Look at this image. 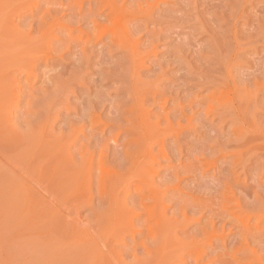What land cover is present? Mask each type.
Segmentation results:
<instances>
[{
    "label": "bare ground",
    "instance_id": "1",
    "mask_svg": "<svg viewBox=\"0 0 264 264\" xmlns=\"http://www.w3.org/2000/svg\"><path fill=\"white\" fill-rule=\"evenodd\" d=\"M3 1L4 0H2V2ZM45 1H46L45 4H47V5L59 6V7H55L54 9H50V7L49 8L47 7L48 10H46L44 13V17L49 18L51 25L56 23L57 27L62 26V24L60 23V16L61 15L63 16L64 13L66 14L67 9H68L69 11H72L71 15H70V12H67V13H69V15L72 18V20H71L72 24H75V23H76V25L81 24V23H84V25L86 24L88 31H90V33H89L87 31V29H85L86 33L87 32H88V34L92 33L91 35L95 34L96 37H97L96 33H98V32L100 33L101 31L104 30V29H99L100 31H98V30L96 31V29L99 27H101V28L104 27L105 24H106L105 27H107L108 24L114 23L113 25L115 27L116 26L118 27V30L120 32L117 33V31H116V34H119V33L121 34V36L118 35V37L120 38L119 40L123 41V42H121L122 44L119 42H116V38L114 37L115 35L110 34L108 37H106L105 39L102 40L104 48H102V49L100 48L99 53H98L99 50L97 51L98 48L97 49L93 48L96 50L95 51L92 50V51L95 53L97 52L98 56L96 54V57H98V59H97L98 61L102 60V59H100L101 56L103 58L107 57L108 53L111 51L114 53H116L115 51H119V53H121L120 57L117 54L118 59H119L118 64L114 63L115 65L114 64L112 65V63H111V66H112L111 68L109 67L110 65H108L109 68L107 67L108 61L106 62L107 63L106 64V63H104V60L101 61L102 63H104L103 65H106V66H103V69H102V67H98V68L96 67V69H99V71H100V69H102L104 71V75H105V69H106L105 67L108 68V73H106V74H109L110 78H108L109 77L108 76V77H106V79L107 78L109 79L108 82L111 85H112V83H115L116 85H118V86H116V88H115L116 91H114V93H115V96L118 95L121 98L119 101L115 100L113 102H110L111 100H113V99H111V97H112V94H111L110 95L111 97L109 96L110 97L109 98L110 104H109L108 97H107V94L109 91L105 95L106 89L102 90L100 88L102 86H98V85H101L98 82H97L98 83L97 86H98V88H100L101 91L105 92V93L103 92L105 98H104V96L103 97L101 96L103 99L100 98V95H99L101 93L100 90L95 92L94 98L91 96H90L91 98L89 96H87L90 99L85 98L88 93H92V92H89L90 91L89 88L86 87L89 85H86V86L84 85L85 83H83V78L81 76H83L85 74L87 69H88V71L90 70V68H88V67L91 66L90 62H92V59L95 55L94 56L92 55V54H94L93 52L89 53V54L85 53L84 51H79V50H78L79 51L78 52L75 49V46H74V49L77 51V53L75 52L76 57H74V59L75 58L78 59V62H76V63H77V65H80L81 69H79V70H80V72L82 70L81 74H83V75L80 76L81 79L78 82L76 80H74L77 83L74 82L75 84L66 85L69 87L67 89L65 88L67 90V92H65L64 90L61 92V90L64 89V86H65L64 84H62V83H64L65 79H63V81L61 80V77L63 78L64 75L58 76L57 75L58 73L61 74L59 71H57L58 73L55 72L57 74L54 75L53 74L54 71L52 72V70L55 69L54 66L56 65L58 60L60 59L59 61H61V58L64 55V53L62 52L63 55H62V53L61 54L56 53L58 55H56L54 53L55 55L53 54L54 56H51V58L49 59L50 53H49V55H47L48 52H46V54L44 56H48L49 61L47 63L43 64V67L41 66L43 68L44 72H46V76L43 75L44 72L43 73L41 72V74L43 76L42 78L48 77V80L46 79L47 82L50 81L51 84H53V85L55 84L53 86L54 87L53 89L51 88L52 85H51V87H50V84L48 85L50 88L49 87H47V88H49L50 91H49V89L44 88V90H46V89L48 90V91L46 90L47 91L46 95H49L48 93H50V95H51L48 97V98L51 97L49 102L51 100L52 101L50 102V104H47V106H45V108L43 107L40 110V111H42L44 109L45 112L44 111L43 112H44L45 116L43 117V115H42L43 118L41 117V119L36 118V120L38 119V123L36 121L37 125H33V127H30V124H29L30 129L33 130L31 133L35 136H30L29 132H28L29 134H27V133L25 134L26 131L23 129V126L20 127L21 123H20L19 127L18 126L17 127H18V129L21 128L22 130H24V133H23V131H16V132H18V133L20 132L19 134H21V135L24 134L23 135L24 137L23 136L21 137L20 135L17 136L18 134L14 131L12 132L10 129H9V131H11L12 133H16L17 135L12 134V137H10L9 136L10 132L8 134H6L7 132L5 133L4 131H2L4 134L7 135V136L5 135V137H4V135H3V137L0 135L3 140H4V138H7L6 140L9 141L10 140L9 138H11V140L9 141V143L6 147H2L5 145L2 144L3 143L2 139H1L2 141H0V143L2 142L0 144V145H2L0 148L1 149L4 148V150H5V148H7V151L9 154L7 152L6 153L8 155H11V157L9 156L10 159L6 158L4 156H2V157H3V159L6 158L4 160L9 159L11 161V164L13 163L15 169L16 168L19 169L21 167L15 166L17 163H15L16 162L15 160L14 161L11 160L12 155H13V158H14V156H16V158H14V159L19 158L18 162L25 164V167L28 168V166H30L31 170L36 166L37 167L41 166L42 167L41 172L42 171H45L47 173L49 172L48 173L49 179L51 177L50 181L52 182L51 185L53 186L54 192L57 191V193L63 192V191L64 192L68 191L67 190L68 188L70 191L71 187H72V190L75 189V191L76 190L78 191L83 186V183H82V186H80V187H77L76 186L77 183H74V182H78V184H79L78 180L81 179L79 177H78L79 179H77V170L79 172L80 168L91 167L93 165V161H94L95 157H97V156H98V159L100 156L104 159L107 158V156L108 157L112 156V158H115V160L113 159L114 162L108 161V162H112L113 166L107 165V163H106L108 168L111 169L114 167L112 169L115 172L114 177H113L114 180L110 181V182L106 181V183H103L101 185V186H103V189L105 191H104L103 195H100L98 200L95 201V198H94V203L96 202L97 205H95L94 203H93V205H95L96 208H93V206L91 205L93 208L92 214H93V216H96L95 221H92L93 224L91 226H89V223H87L86 220H85L86 222L84 221V223H82L87 228L81 227V220H80L81 218L78 217V215L80 213V212L78 213V210L81 211L84 208L82 209L80 207V205L77 207H80L81 209L77 208L75 206V204L76 205L78 204L77 202L75 203L76 199L81 198V196H85V195L88 196V194L91 193L90 191H88L89 188L86 187L87 186L86 184H85L86 186H83V187H86V189H88V190H84L85 191V192H83L84 194L81 192L82 195H80V196L77 195V198L75 196L76 199L72 198V199H74L73 201L75 203V204L73 203L74 206L72 208L70 207V209L67 210L63 206L64 204L62 205L60 203L63 206V207L62 206L60 207V204H58L59 207L61 208V212L57 211V208H56L55 213L52 212V210H54V207L51 206L50 202H47V200L43 196V194L40 193L39 191H36V190H35L36 192H34V190H33L32 191L33 194L35 195V193H36L38 197H36V195L35 196L30 195L29 197H33L37 200L38 208H37V205H35L36 207L34 206L35 207L34 209L32 208L33 210L30 208L31 212L33 211V213L30 212V214H31L30 217L27 216L28 212H26L27 215L24 212L23 215L21 214L22 215L21 216L22 218H21L19 213L17 212L19 215V218L25 220L24 222H23V220H21L22 222L20 220H17L16 222H14V219H19V218H17L18 215L13 213V212H15V210H14V207H12V206L14 204L16 205V201L12 203L11 201H14V199L10 200V202L12 203L11 209L13 208L12 210H14L13 212H12V210H9L11 212L7 211L8 210L7 207H9L10 205L9 206H6V205H8L9 200H8V202L6 201L7 202L6 205H5V202L3 201L4 204H1L2 209H0V211L5 210L4 213L6 211L9 213L6 212L3 216V212H0L2 214L1 216H3V219H4L5 215L7 214V218H8V216L11 218H8L9 221L7 220V218H5V220L7 221L5 223L2 222L3 219H1L2 220L1 222L4 223V225L8 222H11V223L7 224V226L5 225L6 228L4 227V225L2 226V227H4L3 230H5L4 236H6L5 237L6 240H3L4 236H3L2 240L5 242V241H7V239H10V241H13V244H14V240L19 241L20 243H21V241H27L28 243L25 242L26 244H31L33 246L32 247L30 245L32 248L37 247L38 250H40V252H42L43 249L47 251V249H45V248L53 246L52 241H54L55 239H62L63 240V238L67 235V233L71 234V232L73 231L72 232L73 236H71V241H69L70 237L67 238L68 239L67 241L69 242L68 244H70L69 247H67V249L64 248L66 246V244L64 246L61 243L60 244L63 246L58 244V247L61 246L62 249L58 250L57 254L55 253V251L52 252L53 251L52 248H49L50 250L48 252H50L51 254L55 253L56 259H53L54 260L53 261L51 259V257H50L51 260L49 258L48 259L45 258L46 260H49L48 264H51L52 262H53L52 264H264V117H263V115H264V67H263V65L262 66L260 65L261 68L256 69L255 71H252L251 72L252 74L250 72H249L250 74L249 73L247 74L246 72L244 73L243 70L242 71L240 70L241 72L239 71V68L241 67V63L243 61L242 58L245 56L244 53L247 50V48H244L243 44L240 42L241 39H237V37H236L237 33H239L238 31L239 30L242 31L241 29H236V28H238V22L240 20L238 19V22H237V19L235 18L236 21L235 20L232 21V18H233L232 15L234 13L231 12L232 14L230 16V18H231L230 21H232V23H230L229 26H231V27L227 31V34H229V39H228L229 41L227 40L228 42H226L222 38L223 35H221V38L223 41H225V43L224 42L220 43L221 41L219 42V39L217 40V37L216 38L214 37V35H216V34H214L212 32L214 35L211 37L212 38L211 40L209 39V41H211L210 42L211 45L209 44V48H207V46H205L207 49L210 50V53L212 54V55L210 54V57L208 58V61L212 65L208 64V65H210V69H208V70L206 69L207 71H205V72H204L205 68L201 69V71L203 70V72H200V70H199L200 68L196 69V70H198L197 71L198 72L197 77H198V79H200L202 81L200 83L197 81V83L199 84L198 86H200L199 95L202 94V96L199 97V96H193L192 93H191L192 96H189L187 90L190 89V87L185 88V86H187L185 83H184L185 86H184V84H183V86H181L182 84L180 83L179 84L181 86L180 87L178 85L179 80H177L178 82L176 80L174 81L177 84L176 87H173L174 85L172 84L173 86L168 88L170 85L168 87L165 85V83L168 81H166L165 83H163V82L165 80L164 77H165L167 71H169L170 69L166 70L164 68L163 63H162V67L165 69V71L162 70V67L160 68L158 66V62H162V60L155 63V65L157 64V67L153 64L155 59H153V61H151V60L148 61L150 56H153L152 54L155 55V51H157L156 50L157 48H155V47L158 46V43L156 41H159V40H156V39H160L157 36V35H159V32L157 34L154 27H157V31L159 29L158 28L159 26H160L161 30L163 29L162 27H164L165 25L163 24L164 26L161 27V25H162L161 22H163V19H165L167 17V16L164 17V15H166L169 11H167L166 14L164 13V15H163L164 18L162 17L163 19L161 17H159L160 16L159 13L163 14V12L168 9V7L171 9H174L175 7L178 8V6L181 3L179 4V2H177V0H81L80 3H77L76 1H79V0H76L75 1L77 3L76 5L79 4V7L75 6L76 8L74 7L75 3L73 5V7L71 8L70 3H69L71 0H45ZM73 1L74 0H72V3H73ZM181 1H182V3H184L183 0H181ZM186 1H188L190 3V0H186ZM195 1H197V0H195ZM236 1L238 4L241 2L238 6L237 3L234 2V0H233V2L236 3V5H234V6H236V8L239 9V8H241V6L243 8V6L245 5V3L248 0H236ZM251 1H249V2H251ZM4 2H7V1H4ZM72 3H71V5H72ZM187 3H186V5L184 4L182 9L189 4V3L188 4ZM4 4H5V7L0 6L1 7L0 17L1 16L3 17L5 14H8V12H6L4 8H6L9 5H7V3H4ZM15 4H16V1H15ZM105 5H107L108 9H109V11L107 13L103 12V10H102L105 7ZM125 5H129V6L131 5V6L126 7V9L124 10ZM181 5H183V4H181ZM247 5L248 4L246 3V6ZM43 6H44V4H43ZM232 6H233V3H232ZM234 6H233V8H235ZM246 6H245V8H247ZM194 7H197V6L195 5ZM194 7L191 8L190 11H192L193 13L195 12V14L199 15V12H197L198 8L196 11V8H194ZM200 7H202V6H200ZM207 7H208V5H207ZM9 8H7V9H9ZM44 8H45V6H44ZM179 8H181V7L179 6ZM242 8L239 10H242ZM2 9H4V11ZM14 10H18V9H14ZM121 10H123V11L121 12ZM209 10H207V11H209ZM212 10H213V8H212ZM37 11H38V9H37ZM173 11H170V12H173ZM190 11L187 9L186 11H184L185 14L184 13L183 14L186 16V13L188 15V13ZM236 11L237 10L235 9V12ZM243 11H245V9H243ZM14 12H17V11H14ZM175 12L176 11H174L173 14H175ZM192 12H190V13H192ZM226 12H224V14ZM239 12H237V13H239ZM210 13L213 14V12H210ZM1 14H4V15H1ZM15 14H18V13H15ZM15 14L11 13L10 15L13 17V15L15 16ZM33 14L36 16V13L33 12ZM155 14H158L159 15L158 17L162 19L161 21L156 19V21L158 20L160 22L154 21L155 18L153 15H155ZM171 15L169 14V16H171ZM180 15H181V13H180ZM236 15L234 14L235 17H237ZM240 15L242 17V13H240ZM240 15L237 18H240ZM11 16H9V14H8V17L12 18ZM29 16H27V18ZM109 16H110V18H109ZM185 16L183 18H185ZM199 16H198V19H200V21H203V20H201V18H199ZM225 16H227V15H225ZM244 16H246V15H243V19L241 18V20H244ZM6 17L7 16L5 15V17H3V18H6ZM174 17L176 20L177 18L175 15H174ZM200 17H204V16H200ZM153 18H154V20H152ZM171 18L172 17H170V19ZM253 18H256V17H253ZM63 19H64V17H63ZM63 19H62V21H63ZM186 19L188 20V18H186ZM198 19H197V21H198ZM204 19H205V17H204ZM211 19H212V17H211ZM225 19H226V17H225ZM0 20H1V18H0ZM10 20L9 21L6 20L7 24L5 21L4 25H2L4 23V20H3V22H1L2 20L0 21V23H1L0 29H1V26L3 28L2 31H0V33L6 32L8 30L6 32V34H8L11 32V29L13 31V32H11L12 34L11 33L8 34V36L11 35V37H6L5 36L6 34L3 33L4 37H6V38H4V37L0 38V40H1L0 42H2V43L4 42V40H6V43L10 42L9 40H11V42H12V40H14L9 45H8V43L7 44L5 43L4 45H2L0 43V46H3L2 49L0 47V49H1L0 53L5 54L6 55L5 57H7V55H10V54H8V51H10L12 49H13V52L12 51L9 52V53H11V56L13 57L15 54H17V56L19 55V57H20V54H21L20 49L23 48V46L26 47V45H27V44L23 45V43H26L29 40H30L29 46H31V48L33 46H35V48H36V45H37V49L34 48L35 49L34 50L32 48V51L30 53V52H27V50H25L23 48V50L26 52V53L24 52L25 54H28V53L34 54L36 50H41L42 47L46 46V44L42 45L43 42L42 43L41 42H35L34 41L35 38L34 39L30 38L32 36H30L28 38V41H27V37L29 35L24 37L23 36L24 33L18 34L19 31H17V28H16L18 26L15 27L16 29L12 28L11 24H10L11 23ZM30 20H32V19L30 18ZM166 20H168V19L166 18ZM166 20H164V22ZM74 21H75V23H73ZM169 21L170 20L166 21L165 24L166 23L168 24ZM174 22H172V25ZM182 22H184V21H181V23ZM203 22H201V23L199 22V23L203 27H208L206 25H209L208 24L209 22L207 23V21H206V24ZM213 22L215 23L216 20ZM37 23L42 24V21L40 20ZM50 23H49V27H51ZM66 23H68V22H66ZM69 23H68V25L71 26V24H69ZM160 23H161V25H160ZM224 23H223V25H224ZM236 23H237V26L235 28ZM261 23H259V24H261ZM28 24H30V23H28ZM34 24H33L34 26L32 24L31 25L33 27H36V23H34ZM102 24H104V26ZM167 24H166V26H168ZM200 24H199V26H200ZM210 24L212 25V22ZM5 25H6V29L4 27ZM8 25H9V27H8ZM64 25L66 26V24H64ZM76 25L74 26V28H76ZM211 25H210V27H211ZM65 26H63V27L66 28ZM79 26L74 30L75 31L79 30ZM216 26H214V28ZM218 26H217V29L220 28ZM28 27H29V25H28ZM47 27H48V25H47ZM71 27H73V25ZM223 27H226V26H223ZM60 28L61 27H59L58 29H60ZM208 28H206V30ZM13 29L17 32V33L15 32V34H16L15 36H17V34H18V36H20L18 40L15 39L18 36L14 37V30ZM29 29H30V27H29ZM72 29H70V30H72ZM251 29H250V31H251ZM254 29H255V27H254ZM260 29H258V30L260 31ZM3 30H5V31H3ZM51 30H52V28H51ZM55 30H56V28H55ZM94 30L96 32H94ZM107 30H109V29H107ZM180 30H181V28H180ZM209 30H214V29L209 28ZM216 30H214V32ZM235 30H237V31H235ZM81 31H82V29L79 30V32L81 34L84 33L83 31L82 32ZM91 31H93V32H91ZM164 31H162L163 33L160 34L159 37L164 35V33H165ZM220 31H222L221 28H220ZM223 31H226V30H223ZM253 31L254 30H252L251 32H253ZM54 32L55 31H53V33ZM57 32H59V31L57 30ZM176 32L178 33V30ZM251 32H249V35H247V37L245 38V42H247V40H248L247 38L251 37L252 35H253L252 37L255 38V37H257L256 35L259 34L258 31H254V33H252L250 36ZM49 33H50V31H49ZM49 33L47 32V35H49ZM71 33H72V31H71ZM99 33H98V36L100 38V35H102L101 33L104 34L105 31L101 32L100 34ZM168 33L166 31L165 34L168 35ZM200 33H203V35H205L204 32L200 31ZM212 33H211V35H212ZM217 33H219V31ZM223 33H225V32H222V34ZM255 33H258V34H256L254 36ZM25 34H28V33H25ZM59 34L60 33H58V35ZM114 34H115V32H114ZM169 34L172 35L171 33H169ZM3 35L1 33V36H3ZM12 35H13V38H12ZM43 35H45V33ZM54 35H55V33H54ZM56 35H57V33H56ZM180 35H182V33ZM207 35H209V34H206V36H205L206 38L209 37ZM240 35H242L241 32H240ZM49 36L47 38H49ZM65 36H67V35H65ZM218 36H219V34H218ZM244 36H246V35L244 34ZM42 37H44V36H42ZM64 37H63V39H64ZM96 37H94V38H96ZM102 37H103V35H102ZM166 37H164L163 39H170L169 37H171V36H166ZM177 37H179V36H177ZM226 37H228V36H226ZM258 37H259V35H258ZM22 38L24 41L21 40ZM153 38H154V40H152ZM219 38H220V36H219ZM7 39H9V40H7ZM68 39H69V37H68ZM70 39H69V41H70ZM78 39L76 38V42L79 43L80 40H78ZM97 39H98V37H97ZM255 39L257 40V38H255ZM15 40L18 41L19 45L21 42L23 46L20 45L21 48H20V46H16V44L18 45V43H16ZM258 40L260 41V39H258ZM41 41H44V43H47L46 42V36H45V39L41 40ZM259 41L255 42V43H259ZM14 42L16 44H15V47L13 48ZM32 42H35V45L32 46L31 45ZM59 42L60 41L58 40L57 37L56 38L51 37V39L48 40V44L51 46V48L52 47L55 48ZM89 42H91V39H89ZM95 42H97V41H95ZM99 42H101V41H99ZM154 42L157 45H155ZM250 42H251V40H250ZM37 43H39V44H37ZM60 43H59V45H60ZM207 43H209V42H207ZM255 43L254 44L251 43L254 46L251 45L252 48L248 47L247 51H249V50L251 51V49H253V47H255L257 45ZM5 45H8L9 47H7ZM11 45H13V46H11ZM39 45H41V47ZM69 45H71V43ZM74 45H77V43H75ZM143 45L145 46V48ZM154 45H155V47H154ZM179 45H181V44H179ZM38 46H39V49H38ZM90 46H91V44L87 47V51H88ZM93 46H95V43L93 44ZM138 47L139 48L143 47L145 49V52L143 51L144 49L142 48L143 50L140 53L139 51L141 48L139 49ZM187 47L189 48V46H185V48H187ZM28 48H26V49H28ZM31 48H29V51ZM64 48H66V47H64ZM67 48L65 50L62 49V51H66V52L69 51V50H67ZM249 48H251V49H249ZM8 49H10V50H8ZM17 49L20 50V51H18L20 54L14 52L15 50L17 51ZM46 49L47 48L45 47V50ZM55 49L56 50H52V51H57L59 48L58 49L55 48ZM146 49H148V50H146ZM256 49L257 48H255V50ZM2 50H3V52H2ZM43 50H44V48H43ZM174 50L176 51L177 47ZM46 51H48V50H46ZM208 51H207V53H208ZM5 52H7V53H5ZM60 52H61V49H60ZM12 53H15V54L12 55ZM111 54H113V53H111ZM170 54H172V53H170ZM170 54H168V55H170ZM175 54H177V52ZM187 54H189V53H187ZM22 55H23V52H22ZM251 55H252V53H251ZM171 56L172 55H170V58H171ZM178 56L181 58L180 55H178ZM207 56H209V54ZM262 56L263 55H261V57ZM0 57H3V56H0ZM8 57H9V59L6 58L7 60L2 58L4 60V62H3L4 65L8 61L10 63V65L7 62V64H8V65L6 64L7 67H9V66L16 67L14 65H16L17 61H19V60L16 61V59L19 57H16L14 59H12V57H10V56H8ZM33 57L34 56H32L31 59ZM37 57H39V56H37ZM179 57H177V58H179ZM248 57L251 58L250 56H248ZM248 57H246V58H248ZM257 57L259 59H261L259 56H257ZM109 58H108V60H109ZM154 58H156V56ZM167 58L164 61H167L168 63H170L169 62L170 58H168V59ZM20 59L21 60L23 59V61L20 60L21 63L18 62L17 66L18 65L21 66L22 63L25 64V66L29 65L27 63L28 61L25 62V60H24V59H26V57L20 58ZM27 59L31 60L29 57H27ZM44 59H46V58H43L42 60H44ZM241 59H242V61H241ZM253 59H254V57L252 58V62H254ZM11 60H13V61L11 62ZM173 60L176 61L177 59L175 60V58L173 57ZM196 60H198V59L196 58ZM246 60H248V59L244 58L245 62H250V60L249 61H246ZM96 61H94V65L96 63H98ZM174 61L171 60V67H172V63ZM179 61H180V59H178V64L180 63V66L178 68H180L183 64ZM189 61H191V59ZM205 61H207V60H205ZM258 61L264 63V61H262V60H258ZM258 61H255L256 64L258 63ZM13 62H15V64ZM113 62H115V60H113ZM145 62L146 63L152 62L151 64H153L155 66V67L152 66L154 68V70H152V73H154V71L157 70L155 68H160V71L158 73L156 71L154 74H152V76L149 74L150 77L147 76V79L144 80V78H142L144 76L143 74L148 71V68L144 67L147 65V64H145ZM198 62L199 61H197V63ZM209 62H207V63H209ZM11 63H13V66L11 65ZM102 63H100V64H102ZM164 63H166V62H164ZM168 63H166V66H165V67L168 66L167 69L170 68L169 67L170 65H167ZM175 63H177V62H175ZM185 63H187V62H185ZM190 64H189V67L186 64V67L188 68V69L186 68L188 74L191 73L189 70V68H191ZM250 64H252V63H250ZM250 64H248V67L251 66ZM1 65H3V64H1ZM1 65H0V67H3L2 70H4L5 66H1ZM77 65H75L74 67H77ZM92 65H93V63H92ZM98 65L99 64H97V66ZM159 65L161 66L160 63H159ZM173 65H174V63H173ZM192 65L193 64H191V66ZM197 65H199V64H197ZM244 65H246V64H244ZM35 66H37V65H35ZM100 66H102V65H100ZM202 66H201V68H202ZM211 66H213V67H211ZM256 66H258V65H256ZM11 67H9V69ZM21 67L24 68V65ZM47 67H48V69H46V71H45V68H47ZM251 67H254V66H251ZM78 68L79 67H77V69ZM196 68H198V67H196ZM255 68H257V67H255ZM6 69L2 73L7 72L8 70H6ZM12 69H14V68H12ZM25 69L26 70L28 69L27 66ZM39 69L40 68H38V70ZM50 69H52L51 70L52 76H54L52 78L50 77L51 74L49 75L50 72L48 73V70L50 71ZM183 69H185V68L183 67ZM40 70H42V69H40ZM56 70H59V69H56ZM93 70H94V68H93ZM93 70L91 71V74H92ZM188 70H189V72H188ZM194 70H195V68H194ZM16 71H17V69H16ZM30 71L32 72L31 69H30ZM76 71H78V70H75L74 72H76ZM8 72H11V71L9 70ZM8 72H7V74H8ZM23 72H25V70ZM35 72H36V70L34 71V75H33L34 77L36 75ZM38 72H37V74H38ZM181 72H182V67H181ZM185 72L183 71L182 73H185ZM18 73L21 75L22 71L18 70L17 74ZM187 73H185V74H187ZM0 74H1V71H0ZM11 74H12V72L10 73V75ZM14 74H16V73L14 72ZM76 74H77V72H76ZM94 74H96V71H95V73L93 72V75ZM195 74H196V72L194 73V76H195ZM4 75H5V73H4ZM4 75L1 74L0 77H3V78H0L1 80L4 79ZM47 75H49V76H47ZM70 75H72V74H70ZM73 75H74V73H73ZM96 75H98V77H99L100 72H97ZM184 75H183V78L181 77V79H185V78L188 79V77L190 78V76H191V74L188 77H186V76L184 77ZM14 76H16V75H14ZM88 76H90V75L88 74ZM11 77H13V76L11 75ZM11 77H10V79H11ZM49 77L53 80L49 79ZM73 77L74 76H72V79H73ZM167 77H165V78H167ZM179 77L177 74L176 79H180ZM195 77H192V78H195ZM13 78H15V77H13ZM40 78L41 77H39V79ZM103 79L106 80L105 78H103ZM103 79H101V80H103ZM168 79H169V77H168ZM168 79H166V80H168ZM187 79H185L184 81L189 84V81H191V80H187ZM1 80H0V82L4 81V80H2V81ZM46 80L44 79L43 82ZM96 81H100V80L97 79ZM9 82H8V85H9ZM50 82H48V83H50ZM104 82H106V81H104ZM181 82H183V81H181ZM41 83H42V79H41ZM66 83H67V81H66ZM109 83H107V84H109ZM161 83H163L167 88L165 89L164 88L165 86H164V87H162L164 89H162L160 87ZM197 83L194 82L193 84L197 85ZM47 84H46V86H47ZM115 84H113V85H115ZM166 84L168 85V83H166ZM3 85H4V83H3ZM3 85L1 83L0 87H4ZM42 85H44V84H41V86ZM13 86H15V85H13ZM189 86H190V84H189ZM113 87H115V86H112V88ZM7 89H9V88H7ZM10 89L12 90V88H10ZM74 89L75 90L81 89L83 91V93L86 94L84 96V98L81 96L83 99L79 100V101H82V105H81V108L78 107V109H75V106L77 103L75 104V106H73L74 108L69 106L71 103L68 101L69 96L71 94L73 95V93H75ZM199 89H197V91H199ZM0 90H2L3 92H6L5 94H3V92L0 93L1 96L3 95L2 96L3 98H4V95L8 94L7 92L9 91V90L6 91V89H1V88H0ZM11 90H10V92H11ZM13 90H14V88H13ZM108 90H109V87H108ZM113 90L114 89H112V91ZM46 91H45V93H46ZM14 92L15 91H13V93ZM193 92H196V91H193ZM83 93L81 92L80 94H83ZM59 94L61 96H59ZM78 94H79V92H78ZM88 95H91V94H88ZM81 97H79V99H81ZM41 99H42V97H41ZM116 99H117V97H116ZM95 100H96V102H94ZM3 101L5 102V100H3ZM8 101H10V99ZM57 101L59 104H56ZM68 102H69V104H68ZM107 103H108L107 106H109V107L106 109L110 108L109 110H111V111L109 112V116L106 115L107 112H104L105 115L108 117L105 118V116H104V118H102L103 116H101V112H102L101 110L104 109L103 106ZM40 104H42V103H40ZM80 104H81V102H80ZM6 105H8V104H6ZM31 105L33 106V104H31ZM31 105H30V107H31ZM44 105H46V103ZM95 105H97V106L100 105V108H96ZM3 106H4V104H3ZM77 106H79V104ZM39 108H40V106H39ZM60 108H64V110H66V113L69 111L70 108L71 109L73 108L72 111L73 110H75V111L79 110V111H81V113L79 112V115L81 114L80 115L81 117L78 121L75 120L72 122L70 120L71 122H68L66 120L68 113L67 114L65 113L66 116L61 117L60 116L61 114L59 113ZM71 109H70V111H71ZM99 109L101 112L99 111ZM4 111L6 112V110H4ZM40 111H38V112L40 113ZM88 111H90V112H88ZM39 113H36V114H39ZM198 113H199V115L197 116ZM34 114H35V112H34ZM36 114H35V117H36ZM41 114H42V112H41ZM76 114H78V113L76 112ZM79 115H78V117H79ZM71 116H72V114H71ZM7 117H8V115H7ZM32 118L33 117H31V120L34 121V119H32ZM15 120H14V122H16V123L13 125L16 126L17 120L16 121ZM182 121H186V123H187L186 126H184L185 125L184 124L183 125L184 127H181L180 123H182ZM4 122H6V120ZM10 123H12V122H10ZM62 123H63V125H61ZM23 124H25V123H23ZM26 125H28V123ZM60 125L64 126V128L63 127L60 128ZM66 126L71 127V130L68 132V134L70 135V132H71L72 137H70L68 134H66V136H65V132L63 134L62 130L67 131V129L65 128ZM174 126H176V127H174ZM196 126H198V127L200 126L199 129L202 128L203 126H204L203 128H205V126H206V128L204 130L208 129V131L203 132L204 138L207 140V143L204 141L206 144L204 143V146L202 145L203 147L200 146V148L198 149V152H196L193 149L197 153V154H195V152H194V155L191 153V151L193 152V150H190L188 148L190 150L191 155H192V156H190L191 160L189 162H186L184 160L185 161V163H184L181 161V157L184 155H187V157H188L190 154L184 153L186 151H184L185 148L182 145V141L184 139L189 138V137H190V139H192V138L194 139L196 136H201L199 134V132L201 130H199L198 127H196ZM29 127H28V129H29ZM4 128H6V127H4ZM4 128H3V130H5V131L8 130V129H4ZM56 129H59L58 133L55 132V131H57ZM0 132H1V130H0ZM28 135L30 137H27ZM82 137H87V138L82 141ZM202 137H203V135H202ZM120 138H122V140H121L120 144H117L118 139L120 140ZM197 139L195 141H197ZM205 139H203V140H205ZM169 140H171V142H169ZM106 141L107 142L110 141V143L107 144ZM4 142H5V140H4ZM7 142L5 144H7ZM104 143L107 145L102 146V144H104ZM75 147H78V148H76L77 150L74 151L73 148H75ZM194 147L195 146H193V148ZM185 150H187V149H185ZM189 150H187V152ZM2 151H3V149H2ZM2 151H0V152H2ZM251 151H253V153ZM248 152H251V157H250V154ZM203 153H207V156L209 154L210 155L213 154V155L217 156V162H218V166L220 167L219 168L220 170L216 169L217 171L213 170V172H212V173H214L213 174L214 176H218L217 177L218 180L216 178L217 182H215L216 180L214 181L215 183H217V185L216 184L213 185V183H214L213 182L212 183L213 187L209 186L210 184L208 186L207 185L206 186L205 185L204 186H198V185L195 186L196 187L195 189L197 190L196 192L198 194L196 193L197 195H195L194 193H192L189 195L192 198L190 201V204H187V206L186 205L183 206L184 204L182 206L179 205L180 208H178L175 205L177 207V210L174 211L175 212L174 215L167 216L168 215L167 210H168L169 206L167 205L166 201L170 197H171V201H172V197L175 195V192L178 189H180L179 188V182L183 178L185 179V177L187 175L190 176L191 174H193L195 177H197V179L202 180L203 178H205L204 175L209 173L208 172L209 170L206 167L208 165V162L202 163L203 161L202 162L199 161V156L204 155ZM213 155H212V158L210 157L211 159H213V157H214ZM242 155H243V157H242ZM244 155H247V157L248 156L249 157L247 158ZM233 157L236 158V160H234V161L231 160V158H233ZM243 158H246V160L245 159L243 160ZM9 160H8V162L6 161V164L9 163ZM95 162H97V161H95ZM214 162H216V161H214ZM214 162L211 165H213ZM21 163H18V164L23 166ZM97 164L99 165L98 162H97ZM157 164H161L162 166H158ZM9 165L7 164V167ZM13 165L12 166L10 165V166L13 167ZM94 165H95V163H94ZM204 165L207 169H204L205 167L203 168ZM0 166L2 167L3 163ZM1 167H0V169H1ZM4 167H5V165H4ZM9 167L8 168L5 167L6 168L5 170L9 169L10 173H13V170H11L12 168L10 167L11 168L10 169ZM37 167L34 168V171H35V169H37ZM96 167H98V170L96 171V173L101 171V170H99V166H94L95 170L97 169ZM95 170H94V172H95ZM0 171H2V169ZM85 171L83 169L82 172H85ZM28 172H29V170H28ZM31 172H33V170ZM31 172H29V174H28L30 177L32 176ZM36 172H37V170H36ZM45 172H43L44 173L43 176L44 175L48 176V175H46L47 173H45ZM7 173H8V171H7ZM14 173H15V171H14ZM30 173H31V175H30ZM209 174H211V172ZM82 175L84 176L85 174H82ZM9 176L10 175H8L7 178H13L12 177L13 175L11 177H9ZM30 177H29V179H30ZM32 177H34V174ZM84 177L86 178L87 176H84ZM40 178H41V176H40ZM85 178L82 177V179H85ZM87 178L89 179V176ZM103 178L105 179V177H103ZM127 178H131V179L136 178L135 179L136 181L141 182L143 184L142 185L139 184L134 190L131 189V192L122 193L123 188L125 187V185H127V184L124 185ZM156 178H158L160 180H156ZM33 179H35V177ZM46 179H48V178L46 177L45 180ZM211 179H212V177H211ZM14 180H15V178H14ZM17 180H15V181H17ZM110 180H112V179H110ZM203 180H205V179H203ZM8 181L9 180H7V184H8ZM10 181H9V183H10ZM15 181H13V183L16 184L17 182H15ZM20 181H19V183L21 184ZM85 181L86 180H84L83 182H85ZM86 183H88V180L86 181ZM10 184L12 185V183H10ZM15 184H13L12 187H14ZM38 184H39V182H38ZM42 184H43V182H42ZM42 184L39 186H43ZM11 185H10V187L8 185H6V186L11 189ZM44 185H45V183H44ZM20 187H22V186H20ZM44 187H42V189L44 191L45 190H46V192L49 191L47 189H44ZM47 187H49V186L47 185ZM6 188H5V190H6ZM9 188H7L8 191L6 190V192H5V193H7L8 196H10V194H12L14 191L13 190L12 192H10L11 190H9ZM32 189H34V188H32ZM51 189H52V187H51ZM51 189L49 192H51ZM82 189L83 188H81L80 191ZM43 190H41V191H43ZM16 191L17 190H15L14 192H16ZM147 191H149V193L151 192V194L147 195ZM9 192H10V194H8ZM32 192H31V190H29V193L32 194ZM16 194L19 195V192H17ZM52 194H50V195H52ZM12 195H11V199L13 198ZM50 195L48 196V192H47V196L50 197ZM119 195H120V198H119L120 201H119V199H118V201L121 204V212L115 217V226H122V227H128V228H133L134 225L139 226V228L131 230V232L128 234V236L126 238L123 236H120L121 237L120 239L113 236L109 232V229L108 230L106 229V231H102V230H98L97 228H95L96 226H98V228L102 227V225H100L101 224L100 218H103L105 216V222H106V218H108V216H107L108 213H107L106 208L110 209V206L112 207V203L116 201L115 199H117V197ZM200 195L201 196L203 195L205 197H207V195H208V197H209L208 201L205 203L201 202V196ZM39 196H40V199H38ZM16 197L19 199L20 196H16ZM54 197L55 196L53 195V197H50V199H49V200L52 199L51 200L52 203L55 200H56V202L61 200V198L58 197L57 194H56V197L59 200L55 199L56 197L55 198ZM8 198H10V197H8ZM17 198H16V200H17ZM85 198L82 197L81 199L84 200ZM21 199H22V197H21ZM43 199H45L46 201H44L43 203L40 202ZM72 199H70V200H72ZM81 199H79V200H81ZM90 199H92V197ZM33 200L34 199H32V201ZM38 200H40V201H38ZM85 201L86 200H84V202ZM18 202H19V205H16V208H17V206L21 207L20 204L22 203V201L19 200ZM34 202H31V204ZM92 202H93V200H92ZM29 203L28 204L25 203V205L28 206ZM89 203H91V200L89 201ZM178 203L180 204V202H178ZM39 204H41V205H39ZM84 204H88V203H84ZM4 205L6 206V208L4 207L5 209L3 210ZM25 205L23 204V207ZM42 205H43V207H41ZM188 205L190 207V211L187 209ZM26 206H25V208H26ZM30 207H33V205H31ZM50 207H53V209H51ZM30 209H28V210H30ZM174 209H175V207H174ZM90 210L91 209H89V211ZM119 211H120V209H119ZM188 212H190V213H188ZM64 213H66L65 215L68 218L67 221H69V222H65L66 220L64 218V216H65ZM110 214H109V217H110ZM15 215H17L16 218H14ZM26 217H28V218L24 219ZM53 218L59 222V225H57V221H55V220L52 222ZM151 218H153L155 223H152ZM62 219H63V221L65 220L64 221L65 223L61 221ZM203 219L205 221H203ZM90 220H91V218H90ZM82 221H83V219H82ZM50 222H52V223L56 222L55 223L56 227L53 224H51ZM61 223H64V224L60 225ZM113 224H114V222H113ZM69 225L71 226L70 229L68 228ZM73 225L76 227H73ZM0 226H1V223H0ZM2 227H0V228H2ZM89 227H91V228L93 227L92 232L89 231V230H91ZM67 229H69L70 231H68ZM0 230H2V229H0ZM232 235H234L233 238H231ZM1 238H0V241H1L0 243H2V245H3L4 242H2ZM115 238H117L118 240ZM64 240L62 242H64ZM16 241H15L14 245H15V247L17 246V248L19 245L21 246L22 243L24 245H26L24 242L17 245L18 242H16ZM60 242H61V240H60ZM9 243L11 244L12 242H9ZM9 243L7 245L4 244L5 247L6 246L8 247ZM54 243H57V242H54ZM23 244H22V246H24ZM7 247H6V249H7ZM11 247H12V245H11ZM31 247H29V248H31ZM51 249H52V251H51ZM11 250H9V251L7 250V252H9V253H5V254H6V256L9 255L12 257L14 255V257L12 258V257L8 256L7 258L19 259V260H17L18 262L20 261V258L22 257L21 255H23V254H27V255H23L24 256V258L22 257L23 259L21 258L24 262H25V256H26V258H30L29 254L31 253V251H29V249H25V250L29 251L30 253L29 252L24 253L25 251L22 250L23 254L18 253L17 255H16V253L15 254L12 253V255H10ZM16 250L19 251V248ZM30 250H32V249H30ZM46 251H45V253H46ZM34 254H31V255H34ZM38 254L39 253H37L36 255H38ZM240 254L242 256H240ZM1 257L2 256H0V261H2ZM33 257H31V259ZM39 257L40 256L35 257L38 259V261H37V259L34 260L35 262L37 261L36 263H39L40 259H42ZM12 259H11V261L13 263L14 260H12ZM46 260L43 259L42 261L45 262ZM30 261H33V259ZM8 263H10V261ZM12 263H10V264H12ZM36 263L33 262L32 264H36ZM2 264H4V263H2ZM23 264H26V263H23ZM42 264H47V263L42 262Z\"/></svg>",
    "mask_w": 264,
    "mask_h": 264
},
{
    "label": "rangeland",
    "instance_id": "2",
    "mask_svg": "<svg viewBox=\"0 0 264 264\" xmlns=\"http://www.w3.org/2000/svg\"><path fill=\"white\" fill-rule=\"evenodd\" d=\"M4 1H7V2H4ZM3 2H2V0L0 1V6L2 7V6H4L5 7V4L4 3H7V5H9V6H7L6 8H4L5 9V11L6 12H8V14H9V16H11L10 14L11 13H13V14H15V13H18V14H15V16L13 15V17L12 18H10V17H8V14H5L7 17L6 18H3V17H5V15L4 14H1V15H4L3 17L1 16L0 18H1V22H3V20H4V23L2 24V25H4L5 24V21L7 20V21H9L10 19V21H11V27L12 28H15L16 26H18V27H16L17 28V31H19L18 32V34L19 33H28V34H23V36L25 37V36H28L27 37V41H28V38L30 37V36H32V37H30L31 39H34L35 38V42H43L44 43V41H41V40H44L45 39V36H46V42L47 43H42V45H45L46 44V50H48V51H46L45 50V47H42V49L41 50H36L35 51V53L32 55V54H25L26 52L23 50V48L25 49V50H27V52H30L31 53V51H32V48L34 49L35 48V46H33V45H35V42H32L31 43V45L33 46L32 48H31V46H29L30 45V40L28 41V42H26V43H23V45L24 44H27L26 45V47L25 46H23L22 45V43L20 42V45H22L23 46V48H21V46L19 45V43H18V41H16V43H18V45L14 42L13 43V45H11V46H13V48L15 47V44H16V46H20V50L19 49H17V51L15 50L14 52L15 53H18V54H20V57H19V55L17 56V54H15V53H12V55H14L13 57L11 56V53H9L10 51H12L13 52V49L12 50H10V49H8V50H10V51H8V54H10V55H7V57H5L6 55L5 54H2V53H0L1 55L0 56H3V57H0L1 59L2 58H4L5 60H7V59H9V57L8 56H10V57H12V59H14V58H16V57H19V58H17L16 59V61L17 60H19V61H17V63H16V65H14V66H16V67H11V66H9V67H11L10 69H9V67H7L6 66V64H7V62H6V64L4 65V60L2 59H0L1 61H0V65L1 64H3V65H1V66H5V69L6 70H10L11 72H12V76L13 77H15V78H13V77H11V75H10V73L11 72H8V74H7V72H4L5 73V75H4V73H2L3 71H5V69L4 70H2L3 69V67H0V71H1V74L2 75H4V79H2V80H4V81H2L1 79V81L2 82H0V85H1V83H2V85H3V83H4V87H0L1 89H6V91H8L10 88H12V90H11V92H10V90L7 92L8 94H6V95H4V98L1 96L0 97V113L2 114H0V130H1V132L2 131H4L6 134H8L9 132H10V137H12V134L13 135H17V136H23L24 134V130L26 131L25 132V134L27 133V134H29L30 136H35V135H33L31 132L33 131L32 129H30V127H33V125H37V123H38V119H41V117H42V115H43V117L45 116L44 115V109L42 110V111H40L43 107L45 108V106H47V104H50V102L52 101H50L49 102V100L51 99V97L50 98H48L49 96H51L50 95V93H48L49 95H46L47 94V89H49L50 87H51V85H52V89L54 88L53 86L55 85H53V84H51V82L50 81H48V82H50V83H48L47 82V80H48V77L47 78H42L43 76H42V74H41V72L43 73L44 72V70H43V64H45V63H47L48 61H49V59L51 58V56H54L56 53H58V54H61L62 52L64 53V55H63V53H62V58H61V61H59L58 60V62L56 63V65L54 66V68L55 69H50V71L48 70V73H49V75H50V77L52 78V77H54V76H52V72L54 71V75H56L58 72L57 71H59L61 74H57L58 76L60 75H64L63 76V78L61 77V80L63 81V79H65L66 81H67V83H66V81L64 80V83H62V84H64L65 86H64V89H62L61 90V92L64 90L65 92H67V88H69L68 86H66V85H72V84H75V83H77L80 79H81V77L83 78V83H85L84 85L86 86V85H89V86H86V87H88L89 88V92H94L93 94L92 93H88V94H91V95H86L85 93H83V91L81 90V89H77V90H75V93H73V95L71 94L70 96H69V102H71L70 103V107H73V106H75V104H76V106L79 104V106H75V109H78V107H80L81 108V105H82V101H79V100H82L83 98H84V96L86 95V97L85 98H89L90 96L91 97H95V92H97V91H99L100 90V88L103 90H105L106 89V93L104 92V91H101L100 90V98L101 99H103L102 97L104 96V94H103V92L105 93V95L107 94V92H108V94H107V97H108V102L110 101V95L112 94V97H111V99H113V100H111L110 102H113V101H115V100H120V96H115V93H114V91H116V86H118V85H116L115 83H112V85L108 82V78H110V76H109V74H106V73H108V68L110 67H112L111 66V63H112V65L115 63V64H118V61H119V59H118V55H119V57H120V55H121V53H119V51H115L116 53H114V52H109L108 53V55H107V57H102L101 56V58L100 59H102V60H97L98 59V57H96V54H97V52L95 53V52H93V51H95L97 48V51L101 48H104L103 47V42H102V40L103 39H105L106 37H108L110 34H113V35H115L114 37L116 38V42H119V43H121V42H123L122 40H119L120 38L118 37V35L119 36H121V34L119 33V34H116V31H117V33L118 32H120L119 30H118V27L116 26H114L113 24L114 23H110V24H108L107 25V27H105L106 26V24H105V26H104V24H102L104 27H99V28H97L96 29V31L98 30V31H100L99 29H104L103 31H105V33L103 34V33H101V32H103V31H101L100 33L103 35V37H102V35H100V38H99V36H98V33H96L97 34V37H98V39H97V37H96V35L94 36V35H91V34H88V32L90 33V31H88V29H87V27H86V24L84 25V23H81V24H77L76 25V23H75V21L73 22V23H75V24H72V18H71V13H72V11H69L68 9H67V12H70V15H69V13H67L66 12V14L64 13V15L61 17L60 16V23L62 24V26H59V27H61L60 29H58L59 27H57V24L56 23H54L53 25H51V23H50V20H49V18L48 17H44V13H45V11L46 10H48V8L50 7V9H54L55 7H59V6H57V5H47V4H45V0H4ZM15 1H16V4H15ZM18 1V2H17ZM23 1V2H22ZM76 0H74L73 1V3H72V0L69 2L70 3V6H71V8L73 7V5H74V3H75V5H74V7L75 6H78L79 7V4L78 5H76L77 3H80L81 2V0H79V1H76ZM207 1V2H206ZM219 1V2H218ZM249 1H251V0H248L246 3L248 4L247 6H246V3H245V5L243 6V8H242V6H241V8H242V10H239V9H241V8H239V9H237L236 8V6H234V5H236V3H237V1L236 0H234V2H236V3H234L233 2V0H197V1H195V0H190V3L188 2V1H184L183 0V2L184 3H182V1L181 0H177V2H179V4L181 3V4H183V5H179L181 8H179V6H178V8L177 7H175L174 9H171V8H169L168 7V9L166 10V11H164L163 12V14L161 15L160 13H159V15L158 14H155V15H153L154 16V18H155V20H154V18L152 19V20H154V21H156V19H158V20H162L165 16H167L166 18L168 19V20H170L169 22H168V26H166V24H165V22L166 21H168V20H166V18L165 19H163V22H164V20H166L164 23L163 22H161L162 23V25H161V23H160V25H161V27L162 26H164V27H162L163 29L161 30V28H160V26L158 27L159 29H158V31H157V27H154L155 28V31L157 32V34H158V32H159V35H157L158 36V38H160V39H156V40H159V41H156L157 43H158V46H156L155 47V45H157V44H155V42H154V47L155 48H157L156 50L157 51H155V55L154 54H152L153 56H150V58H149V60L148 61H153V59H155L154 60V65H155V63H157L158 61H161L162 60V62H158V66L161 68L162 67V63H163V65H164V68L166 69V70H169V71H167V73H166V75L169 77V79H168V77L165 75V77H167V78H165L164 77V82L163 83H165L166 81H168V82H166V83H168V85L165 83V85L168 87L169 85V87L168 88H170V87H172L173 85V87H176L177 86V84H176V82H174L175 80L177 81V80H179V82H178V85L181 83L182 85L181 86H183V84L185 83L187 86H185V84H184V86H185V88H188V87H190V89H188L187 91H188V95L189 96H192V94H193V96H199V97H201L202 96V94H200L199 95V92H200V86H198L199 84L197 83V81L200 83V82H202L200 79H198V77H197V71L198 70H196V69H199L200 70V72H203V70L201 71V69H204V72L205 71H207L208 69H210V65H212V64H210V62L208 61V58L210 57V50L209 49H207V48H209V44L211 45V41H209V39L211 40L212 38V36L214 35V34H216V35H214V37L216 38L217 37V40L219 39V42L220 43H225V41L226 42H228L229 40V34H227V31L229 30V28L231 27V26H229L230 25V23H232V21L233 20H235L236 21V19H237V22H238V19L240 20L239 22H238V28H236V26H237V23L235 24V28L236 29H241L242 31H238L239 33H237V35H236V37H237V39H241L240 40V42L243 44V47L244 48H247V50H248V47H251L252 48V46H254L253 44L255 43V42H257V41H259L258 39H260V41H259V43H255V44H257L255 47H253V49H251V48H249V49H251V51L249 50V51H245V53H244V57L242 58L243 59V61H242V59H241V61H242V63H241V67L239 68V71L241 70H243L244 71V73L246 72L247 74L250 72H252V71H255L256 69H259V68H261V66L263 65V67H264V63H262V62H260V61H258V60H262V61H264V0H252L251 2H249ZM14 2V3H13ZM29 2V3H28ZM31 2V3H30ZM188 4L187 6H185L183 9H182V7L184 6V4L186 5V3ZM200 2V3H199ZM205 2V3H204ZM209 2V3H208ZM217 2V3H216ZM233 3V6L235 7V8H233V6H232V3ZM13 3V4H12ZM71 3H72V5H71ZM208 3V4H207ZM241 3V2H240ZM239 3V4H240ZM15 4V5H14ZM40 4V5H39ZM43 4H44V6H45V8H44V6H43ZM194 4V5H193ZM198 4V5H197ZM239 4L237 3V5L239 6ZM14 5V6H13ZM197 6V7H194V6ZM207 5H208V7H207ZM129 5H125V8H124V10L126 9V7H128ZM131 6V5H130ZM129 6V7H130ZM200 6H202V7H200ZM205 6V7H204ZM213 6V7H212ZM222 6V7H221ZM237 6V7H238ZM245 6L247 7V8H245ZM1 7H0V9H1ZM10 7V8H9ZM20 9H19V8ZM48 7V8H47ZM53 7V8H52ZM196 8V11H197V8H198V11L197 12H199V15L200 16H204L205 17V19H204V17H200L198 14H195V12L193 13L192 11H190V9L191 8ZM7 8H9V9H7ZM25 8V9H24ZM34 8V9H33ZM38 9V11H37V9ZM64 8V7H63ZM66 8V7H65ZM76 8V7H75ZM85 8V7H84ZM177 8V9H176ZM208 8V9H207ZM212 8H213V10H212ZM4 9H2L3 11H4ZM7 9V10H6ZM14 9H18V10H14ZM23 9V10H22ZM57 9V8H56ZM59 9V8H58ZM61 9V8H60ZM171 9V10H170ZM182 9V10H181ZM188 9L190 12H192V13H188V15H187V13H186V16L184 15L185 13H184V11H186V10ZM210 9V10H209ZM235 9L237 10L236 12H235ZM243 9H245V11H243ZM103 10V12H108L109 11V9H108V6L107 5H105V7L102 9ZM176 11L175 12V14H173L174 13V11ZM178 10V11H177ZM207 10H209V11H207ZM212 10V11H211ZM231 10V11H230ZM240 12H239V11ZM1 11V10H0ZM2 11V12H3ZM11 11V12H10ZM14 11H17V12H14ZM20 11V12H19ZM25 11V12H24ZM123 10H121V12H122ZM167 11H169L167 14H166V12ZM170 11H173V12H170ZM227 11V12H226ZM243 11V12H242ZM33 12L34 13H36V16L33 14ZM181 13V15H180V13ZM188 12V11H187ZM210 12H213V14L212 13H210ZM222 12V13H221ZM224 12H226L225 14H224ZM234 13L237 17H239V15H240V13H242V17H241V15H240V18H237V17H235L234 16V14L232 15L233 16V18H232V21H230L231 20V18H230V16H231V14L232 13ZM237 12H239V13H237ZM263 12V13H262ZM38 13V14H37ZM164 13L166 14V15H164ZM184 13V14H183ZM229 13V14H228ZM244 13V14H243ZM69 16H68V15ZM169 14L171 15V16H169ZM210 14V15H209ZM218 14V15H217ZM258 14V15H257ZM30 15V16H29ZM34 15V16H33ZM163 15H164V17H163ZM174 15L176 16V20H175V17H174ZM178 15V16H177ZM197 15V16H196ZM225 15H227V16H225ZM243 15H246V16H244V20H241V18L243 19ZM256 15V16H255ZM262 15V16H261ZM27 16H29L28 18H27ZM32 16V17H31ZM156 16V17H155ZM163 17L162 19L161 18H159V17ZM169 16V17H168ZM185 16V18H183ZM198 16H199V18H201V20H205L204 22L203 21H200V19H198ZM212 17V19H211V17ZM259 16V17H258ZM63 17H64V19H63ZM112 17V16H111ZM170 17H172L171 19H170ZM193 17V18H192ZM216 17V18H215ZM221 17V18H220ZM225 17H226V19H225ZM253 17H256V18H253ZM26 18V19H25ZM30 18L32 19V20H30ZM70 20H69V19ZM109 18H110V16H109ZM113 18V17H112ZM111 18V19H112ZM186 18H188V20L186 19ZM223 18V19H222ZM236 18V19H235ZM248 18V19H247ZM262 18V19H261ZM62 19H63V21H62ZM197 19H198V21H197ZM209 19V20H208ZM256 19V20H255ZM17 20V21H16ZM21 20V21H20ZM42 21V24H38L37 22L38 21ZM48 20V21H47ZM69 20V21H68ZM157 20V21H158ZM173 20V21H172ZM180 20V21H179ZM191 20V21H190ZM197 22H196V21ZM211 20V21H210ZM216 20V22L214 23L213 21H215ZM229 20V21H228ZM254 20V21H253ZM7 21H6V24H7ZM25 21V22H24ZM46 21V22H45ZM62 21V22H61ZM70 22L69 24H71V26L73 25V27H71V26H69L68 25V23H66V22ZM156 21V22H157ZM160 21H158V22H160ZM174 22L173 23V25H172V22ZM179 21V22H178ZM181 21H184V22H182L181 23ZM187 21V22H186ZM206 21H207V23L209 24V25H206V26H208L210 29H214V30H216L217 29V26L218 27H220L221 28V30L222 31H220V28H218L217 30L219 31V33H217L218 31L216 30L215 32H214V30H209V28L208 27H203L200 23L201 22H203V23H205L206 24ZM218 21V22H217ZM13 22V23H12ZM17 22V23H16ZM19 22V23H18ZM27 22V23H26ZM110 22V21H109ZM196 22V23H195ZM200 22V23H199ZM212 22V25L210 24ZM225 22V23H224ZM262 22V23H261ZM28 23H30V24H28ZM34 23H36V27H33L35 24ZM49 23H50V26L51 27H49ZM105 23V22H104ZM107 23V22H106ZM171 23V24H170ZM198 23V24H197ZM214 23V24H213ZM219 23V24H218ZM223 23H224V25H223ZM248 23V24H247ZM256 23V24H255ZM259 23H261V24H259ZM1 24V23H0ZM15 24V25H14ZM22 24V25H21ZM29 25V27H30V29H29V27H28V25ZM33 26H32V25ZM64 24H66V26L64 25ZM164 24V25H163ZM175 24V25H174ZM199 24H200V26H199ZM222 26H221V25ZM31 25V26H30ZM47 25H48V27H47ZM76 25V28L79 26V30H81L82 29V31L84 32V33H80L79 32V30H74V29H76V28H74V26ZM101 25V26H102ZM210 25H211V27H210ZM216 26L215 28H214V26ZM53 26V27H52ZM63 26H65L66 28H64ZM69 26V27H68ZM181 26V27H180ZM196 26V27H195ZM205 26V25H204ZM223 26H226V27H223ZM5 27V29H6V25L4 26ZM8 27H9V25H8ZM84 29H83V28ZM109 27V28H108ZM152 27V26H151ZM240 27V28H239ZM254 27H255V29H254ZM15 28V29H16ZM33 28V29H32ZM48 28V29H47ZM51 28H52V30H51ZM54 28V29H53ZM55 28H56V30H55ZM69 28V29H68ZM73 28V29H72ZM81 28V29H80ZM180 28H181V30H180ZM200 28V29H199ZM202 28V29H201ZM205 28V29H204ZM206 28H208L207 30H206ZM225 28V29H224ZM227 28V29H226ZM252 28V29H251ZM257 28V29H256ZM262 30H261V29ZM2 26H1V29H0V31H2ZM70 29H72V30H70ZM85 29H87V33H86V31H85ZM107 29H109V30H107ZM250 29H251V31L252 30H254V31H258V33H255L254 34V36L256 35V34H258L259 35V37H258V35H256L257 37H255V38H257V40L254 38V37H252L251 36V34L252 33H254V31L253 32H251L250 31ZM258 29H260V31L258 30ZM14 30V29H13ZM57 30L59 31V32H57ZM61 30V31H60ZM68 30V31H67ZM160 30V31H159ZM173 30V31H172ZM178 30V33L176 32V31ZM223 30H226V31H223ZM3 31H5V30H3ZM8 31V30H7ZM6 31V32H7ZM49 31H50V33H49ZM53 31H55L54 33H55V35H54V33H53ZM67 33H66V32ZM71 31H72V33H71ZM81 31V32H82ZM95 30H94V32H96ZM162 31H164L165 33H166V31H167V33L169 32V33H171L172 35H170L169 33H168V35L167 34H165L164 33V35H162L161 37H159L160 36V34H162L163 32ZM200 31L201 32H206L205 33V35H203V33H200ZM211 31V32H210ZM235 31H237V30H235ZM6 32H1L2 33V35H3V33L4 34H6ZM10 32V31H9ZM11 32H13L12 31V29H11ZM10 32V33H11ZM15 30H14V37H17L18 36V34H17V36H15L16 34H15ZM47 32L49 33V35L52 37V38H58V40L61 42H59L60 43V45H59V43H58V45H56V47L55 48H59L57 51H52V50H56L54 47H52L51 48V46L48 44V40L49 39H51V37L49 36V35H47ZM74 32V33H73ZM91 32H93V31H91ZM110 32V33H109ZM114 32H115V34H114ZM214 34H213V33ZM222 32H225V33H223L222 34ZM240 32L242 33V35H240ZM244 32V33H243ZM249 32H251L250 33V36L251 37H249V38H247L248 40H247V42H245V38L247 37V35H249ZM1 33H0V36H1ZM10 33H8V34H10ZM17 33V32H16ZM45 33V35H43ZM56 33H57V35H56ZM58 33H60L59 35H58ZM79 33V34H78ZM99 33V34H100ZM109 33V34H108ZM182 33V35H180ZM211 33H212V35H211ZM247 33V34H246ZM261 33V34H260ZM8 34H6L5 36L6 37H11V35L10 36H8ZM12 34V33H11ZM63 34V35H62ZM107 34V35H106ZM175 34V35H174ZM206 34H209V35H207V36H209V37H205L206 36ZM218 34H219V36H220V38H219V36H218ZM227 34V35H226ZM244 34L246 35V36H244ZM21 35V34H20ZM35 35V36H34ZM39 35V36H38ZM65 35H67V36H65ZM88 35V36H87ZM211 35V36H210ZM221 35H223L222 36V38L225 40V41H223L222 40V38H221ZM240 35V36H239ZM261 35V36H260ZM22 36V35H21ZM22 36V37H23ZM42 36H44V37H42ZM49 36V38H47ZM64 37V39H63V37ZM81 36V37H80ZM96 37V38H94V37ZM166 37V36H171V37H169L170 39H163L164 37ZM174 36V37H173ZM177 36H179V37H177ZM226 36H228V37H226ZM239 36V37H238ZM4 37V35L3 36H1L0 38H3ZM6 37H4V38H6ZM19 37L20 36H18L17 38H15V39H19ZM39 37V38H38ZM68 37H69V39H70V41H69V39H68ZM156 37V36H155ZM12 38H13V35H12ZM11 38V39H12ZM37 38V39H36ZM41 38V39H40ZM43 38V39H42ZM62 38V39H61ZM76 38L78 39V40H80L79 41V43L78 42H76ZM157 38V37H156ZM167 38V37H166ZM177 38V39H176ZM75 39V40H74ZM82 39V40H81ZM89 39H91V42H89ZM163 39V40H162ZM251 40V42H250V40ZM4 40V39H3ZM7 40H9V39H7ZM21 40H23V38L21 39ZM37 40V41H36ZM77 40V41H78ZM101 41V42H99V41ZM152 40H154V38L152 39ZM228 40V41H227ZM1 41V40H0ZM10 42H7L8 43V45L9 44H11L14 40H12V42H11V40H9ZM20 41V40H19ZM24 41V40H23ZM32 41V40H31ZM66 41V42H65ZM72 41V42H71ZM95 41H97V42H95ZM185 41V42H184ZM184 42V43H183ZM207 42H209V43H207ZM2 45H4L5 43H6V40H4V42L2 43V42H0ZM6 43V44H7ZM29 43V44H28ZM71 43V45H69V44ZM75 43H77V45H74ZM95 43V46H93V44ZM191 43V44H190ZM249 43V44H248ZM251 43H253V44H251ZM37 44H39V43H37ZM64 44V45H63ZM91 44V46L89 47V49H88V51H87V47L89 46ZM122 44V43H121ZM179 44H181V45H179ZM185 44V45H184ZM187 44V45H186ZM208 44V45H207ZM8 45H5V46H7V47H9ZM68 45V46H67ZM252 45V46H251ZM259 45V46H258ZM31 48L30 49V51H29V48ZM40 47H41V45H39ZM39 46H38V49H39ZM58 46V47H57ZM74 46H75V49L78 51H84L85 53H94V54H92L94 57H93V59H92V62H90L91 64V66L90 67H88V68H90V70L88 71V69L86 70V72H85V74L83 75V74H81V72H82V70H81V72H80V70L79 69H81L80 68V65H77V63L76 62H78V59L77 58H75L74 59V57H76L75 55H76V53H77V51L74 49ZM100 46V47H99ZM144 46V45H143ZM182 48H181V47ZM185 46H189V48L187 47V48H185ZM205 46H207V48L205 47ZM1 47V49L3 48V46H0ZM64 47H68L67 48V50H69V51H62V49L64 48ZM176 47H177V50L175 51L174 49H176ZM180 49H179V48ZM18 48V47H17ZM26 48H28V49H26ZM43 48H44V50H43ZM66 48H64L63 50H65ZM91 48V49H90ZM93 48H96V49H93ZM139 48V47H138ZM141 48V49H140ZM139 49H140V53L142 52V50L145 48V46H144V48L143 47H140ZM143 48V49H142ZM243 48V49H244ZM255 48H257L256 50H255ZM1 49H0V51H1ZM16 49V48H15ZM35 49H37V45H36V48ZM34 49V50H35ZM60 49H61V52H60ZM138 49V50H139ZM90 50V51H89ZM93 50V51H92ZM146 50H148V49H146ZM188 52H187V51ZM208 51V53H207V51ZM256 52H255V51ZM18 51H20V53L18 52ZM39 51V52H38ZM41 51V52H40ZM43 51V52H42ZM78 51V52H79ZM144 52H145V49L143 50ZM182 51V52H181ZM193 51V52H192ZM206 51V52H205ZM258 51V52H257ZM2 52H3V50H2ZM22 52H23V55H22ZM25 52V53H24ZM45 52V53H44ZM46 52H48L47 53V55H49V53H50V55H49V59H48V56H44L45 54H46ZM66 52V53H65ZM76 52V53H75ZM100 52V50L98 51V53ZM118 52V53H117ZM177 52V54L178 55H180L181 56V58L177 55V54H175ZM179 52V53H178ZM5 53H7V52H5ZM52 53V54H51ZM55 53V54H54ZM111 53H113V54H111ZM158 53V54H157ZM170 53H172V54H170ZM175 55H174V54ZM187 53H189V54H187ZM204 53V54H203ZM251 53H252V55H251ZM40 54V55H39ZM43 54V55H42ZM54 54V55H53ZM58 54H56V55H58ZM66 54V55H65ZM118 54V55H117ZM168 54H170V55H172L174 58H175V60L176 61H174L173 60V57L171 56V58H170V55H168ZM184 54V55H183ZM206 54V55H205ZM209 54V56H207ZM263 55L262 57H261V55ZM22 55V56H21ZM31 55V56H30ZM100 55V54H99ZM110 55V56H109ZM187 55V56H186ZM195 55V56H194ZM212 55V54H211ZM254 55V56H253ZM256 55V56H255ZM32 56H34L32 59H31V57ZM37 56H39V57H37ZM97 56H98V54H97ZM156 56V58H154ZM159 56V57H158ZM248 56H250L251 58H249ZM257 56H259L261 59H259ZM26 57V59H24L25 60V62L26 61H28L27 63L29 64V65H26L27 66V68L29 69H25L26 68V66H25V64H23L22 63V65L21 66H23L24 65V68H22L20 65H18L17 66V64H18V62H20L21 63V61H23V59L21 60L20 58H25ZM27 57H29L31 60H29V59H27ZM110 57V58H109ZM158 57V58H157ZM170 58V60H169V62L170 63H168L167 61H164V60H166V58ZM177 57H179V58H177ZM186 57V58H185ZM246 57H248V58H246ZM254 57V59H253V61L254 62H252V58ZM7 58V59H6ZM43 58H46V59H44V60H42ZM65 58V59H64ZM107 58V59H106ZM108 58H109V60H108ZM167 58V59H168ZM185 58V59H184ZM196 58L198 59V60H196ZM204 58V59H203ZM244 58L245 59H248V60H246V61H249L250 60V62H245L244 61ZM77 59V60H76ZM157 59V60H156ZM178 59H180V61L179 62H181V63H183L182 64V72L184 71H186L185 73H187V70H186V64H187V66L189 67V64L191 63V64H193L192 66H191V64H190V67L191 68H189V70H190V74H191V76H190V74H185V73H182L181 72V67L180 68H178L179 66H180V63L178 64ZM191 59V61H189ZM203 61H202V60ZM256 59V60H255ZM21 60V61H20ZM64 62H63V61ZM97 60V61H96ZM104 60V63H106L107 61V67H108V65H110L108 68L107 67H105L104 69H105V75H104V71L102 70L103 69V66H106V65H103L104 63H102L101 61H103ZM106 60V61H105ZM113 60H115V62H113ZM117 60V61H116ZM171 60L172 61H174L173 63H174V65H173V63H172V67H171ZM205 60H207V61H205ZM10 61V60H9ZM13 60H11V62H12ZM15 61V62H16ZM94 61H96V62H98V63H96L95 65H94ZM110 61V62H109ZM156 61V62H155ZM197 61H199L198 63H197ZM255 61H258V63L256 64V62ZM2 62V63H1ZM15 62H13L14 64H15ZM24 62V63H25ZM102 63V64H100V63ZM164 62H166V63H168L167 65H170L169 67L170 68H168L167 69V67H165L166 66V63H164ZM175 62H177V63H175ZM185 62H187V63H185ZM190 62V63H189ZM207 62H209V63H207ZM260 62V63H259ZM13 63H11V65L13 66ZM26 63V64H27ZM60 63V64H59ZM92 63H93V65H92ZM152 62H145V64H147L146 66H144V67H147L148 68V71L147 72H145L143 75V77L142 78H144V80L145 79H147V76H149L150 77V75L152 76V74H154L156 71H157V73L160 71V68H155V69H157V70H155L154 71V73H152V70H154V68L153 67H157V64L154 66L153 64H151ZM159 63L161 64V66L159 65ZM250 63H252V64H250ZM262 63V64H261ZM8 64L10 65V63L8 62ZM7 64V65H8ZM62 64V65H61ZM79 64V63H78ZM97 64H99L98 66H97ZM114 64V65H115ZM144 64V65H145ZM151 64V65H150ZM196 66H195V65ZM197 64H199V65H197ZM208 64H210V65H208ZM244 64H246V65H244ZM248 64H250L251 66H254V67H251L250 65V67H248ZM254 64V65H253ZM35 65H37V66H35ZM40 65V66H39ZM75 65H77V67H79L78 69H77V67H74ZM100 65H102V66H100ZM202 66V68H201V66ZM207 65V66H206ZM256 65H258V66H256ZM261 65V66H260ZM39 66V67H38ZM42 66V67H41ZM150 66V67H149ZM153 66V67H152ZM245 66V67H244ZM40 68V69H42V70H38V68ZM64 67V68H63ZM96 67L98 68V67H102V69H100V71H99V69H96ZM183 67L185 68V69H183ZM196 67H198V68H196ZM211 67H213V66H211ZM255 67H257V68H255ZM12 68H14V69H12ZM19 68V69H18ZM21 68V69H20ZM62 68V69H61ZM76 68V69H75ZM93 68H94V70H93ZM163 67H162V70H164L165 71V69H164ZM194 68H195V70H194ZM16 69H17V71H16ZM25 70V72H23L24 70ZM30 69L32 70V72L30 71ZM36 70V72H35V77L33 76L34 75V71ZM46 69H48V67L47 68H45V71H46ZM56 69H59V70H56ZM159 69V70H158ZM180 69V70H179ZM188 69V68H187ZM193 71H192V70ZM207 69V70H206ZM254 69V70H253ZM18 70H21L22 71V74L20 75L19 73L17 74V72H18ZM34 70V71H33ZM39 72H38V71ZM51 70H52V72H51ZM62 70V71H61ZM75 70H78V71H76L77 72V74H76V72H74ZM93 70V72L95 73V71H96V74H97V72H100V75H99V77H98V75H96V74H94L93 75V72H92V74H91V71ZM150 70V71H149ZM189 70H188V72H189ZM16 73V74H14V72ZM103 71V72H102ZM107 71V72H106ZM180 71V72H179ZM196 72V74H195V76H194V73ZM240 71V72H241ZM31 72V73H30ZM37 72H38V74H37ZM55 72H57V73H55ZM65 72V73H64ZM72 72V73H71ZM199 72V73H200ZM47 73V74H48ZM63 73V74H62ZM73 73H74V75H73ZM102 73V74H101ZM243 73V72H242ZM249 73V74H250ZM254 73V72H253ZM1 74H0V76H1ZM70 74H72V75H70ZM80 74V75H79ZM88 74L90 75V76H88ZM150 74V75H149ZM177 74H178V77L180 78V79H176V77H177ZM180 74V75H179ZM185 74V75H184ZM252 74V73H251ZM14 75H16V76H14ZM19 75V76H18ZM38 75V76H37ZM43 75H45L46 76V72H44L43 73ZM49 75H47V76H49ZM76 75V76H75ZM81 75H83V76H81ZM96 75V76H95ZM103 75V76H102ZM183 75H184V77L186 76V77H188V76H190V78L188 77V79L187 78H185V79H187V80H191V81H189V84H190V86H189V84L187 83V82H185L184 80L185 79H181V77L183 78ZM7 76V77H6ZM37 76V77H36ZM72 76H74L73 77V79H72ZM81 76V77H80ZM86 76V77H85ZM95 76V77H94ZM109 76V77H108ZM146 76V77H145ZM10 77H11V79H10ZM18 77V78H17ZM39 77H41L40 79H39ZM49 77V79H51ZM77 77V78H76ZM79 77V78H78ZM105 78L106 79V77H108L106 80H104L103 78ZM192 77H195V78H192ZM0 78H3V77H0ZM8 78V79H7ZM75 78V79H74ZM95 80H94V79ZM98 80H100V81H96L97 79ZM100 78V79H99ZM192 78V79H191ZM6 79V80H5ZM41 79H42V83H41ZM46 80V81H44L43 82V80ZM73 81H72V80ZM101 79H103V80H101ZM166 79H168V80H166ZM51 80H53V79H51ZM74 80H76L77 82H75ZM86 80V81H85ZM171 80V81H170ZM183 81V82H181V81ZM194 80V81H193ZM10 81V82H9ZM12 81V82H11ZM71 81V82H70ZM104 81H106V82H104ZM7 82V83H6ZM8 82H9V85H8ZM25 82V83H24ZM48 84H47V83ZM75 82V83H74ZM100 83L101 85H98V86H102V87H100V88H98V86H97V84L98 83ZM170 82V83H169ZM191 82V83H190ZM194 82H196L197 83V85L196 84H193ZM6 83V84H5ZM13 85H15V86H13ZM88 83V84H87ZM105 83V84H104ZM107 83H109V84H107ZM163 83H161V88L162 87H164L165 85L163 84ZM41 84H44V85H42L41 86ZM46 84H47V86H46ZM50 84V87L48 86ZM107 84V85H106ZM113 84H115V85H113ZM173 84V85H172ZM193 84V85H192ZM11 85V86H10ZM163 85V86H162ZM8 86V87H7ZM97 86V87H96ZM112 86H115V87H113L112 88ZM164 87L165 89L167 88V87ZM180 86V85H179ZM180 86V87H181ZM192 86V87H191ZM47 87H49V88H47ZM108 87H109V90H108ZM111 87V88H110ZM7 88H9V89H7ZM13 88H14V90H13ZM44 88H47L46 90H44ZM66 88V89H65ZM98 88V89H97ZM164 88H162V89H164ZM112 89H114L113 91H112ZM192 89V90H191ZM197 89H199V91H197ZM69 90V89H68ZM1 92L0 93H2L3 91L2 90H0ZM5 91V90H4ZM13 91H15L14 93H13ZM17 91V92H16ZM41 91V92H40ZM45 91H46V93H45ZM49 91H50V89H49ZM77 91V92H76ZM191 91V92H190ZM193 91H196V92H193ZM10 92V93H9ZM35 92V93H34ZM43 92V93H42ZM78 92H79V94H78ZM83 93V94H80V93ZM190 92V93H189ZM198 92V93H197ZM6 92H3V94H5ZM42 93V94H41ZM192 93V94H191ZM12 94V95H11ZM14 94V95H13ZM16 94V95H15ZM38 94V95H37ZM76 94V95H75ZM195 94V95H194ZM37 95V96H36ZM187 95V96H188ZM8 96V97H7ZM44 96V97H43ZM59 96H61L60 94H59ZM75 96V97H74ZM77 96V97H76ZM83 98H82V97ZM87 96H89V97H87ZM102 96V97H101ZM110 96V97H109ZM182 96V95H181ZM41 97H42V99H41ZM79 97H81V99H79ZM90 97V98H91ZM116 97H117V99H116ZM35 98V99H34ZM89 98V99H90ZM104 98H105V96H104ZM7 99V100H6ZM10 99V101H8ZM37 99V100H36ZM40 99V100H39ZM88 99V100H89ZM3 100H5V102L3 101ZM15 100V101H14ZM92 100V99H91ZM7 101V102H6ZM33 101V102H32ZM44 101V102H43ZM48 101V102H47ZM39 102V103H38ZM69 102H68V104H69ZM80 102H81V104H80ZM94 102H96V100L94 101ZM110 102H109V104H110ZM40 103H42V104H40ZM46 103V105H44ZM3 104H4V106H3ZM6 104H8V105H6ZM31 104H33V106L31 105ZM56 104H59L58 103V101L56 102ZM6 105V106H5ZM21 105V106H20ZM30 105H31V107H30ZM106 105V106H105ZM103 107H104V109L106 110H104V109H102L101 111L103 112H101L100 111V109H99V111L101 112V116H103L102 118H104V116H105V118L106 117H108L109 116V112L111 111V110H109V109H106V108H108L109 106H107L108 105V103L107 104H105ZM10 106V107H9ZM35 106V107H34ZM39 106H40V108H39ZM95 107L96 108H100V105H95ZM5 108V109H4ZM74 108V107H73ZM72 108V109H73ZM71 109V108H70ZM70 109H69V111L66 113V110H64V108H60V111H59V113L61 114L60 116L62 117V116H66V114H67V117H66V120L68 121V122H73V121H78L79 119H80V115H79V112L81 113V111H79V110H77V111H75V110H73L72 111V109H71V111H70ZM4 110H6V112L4 111ZM37 110V111H36ZM108 110V111H107ZM4 111V112H3ZM38 111H40V113L38 112ZM44 111V112H43ZM65 111V112H64ZM34 112H35V114L36 113H39V114H36V117H35V114H34ZM41 112H42V114H41ZM62 112V113H61ZM70 112V113H69ZM76 112L78 113V114H76ZM88 112H90V111H88ZM104 112H107L106 113V115H108V116H106L105 115V113ZM9 113V114H8ZM66 113V114H65ZM4 114V115H3ZM71 114H72V116H71ZM7 115H8V117H7ZM39 115V116H38ZM78 115H79V117H78ZM199 115V113L197 114V116ZM5 116V117H4ZM7 117V118H6ZM31 117H33L32 119H34V121H32L31 120ZM42 117V118H43ZM263 117H264V115H263ZM30 118V119H29ZM36 118H38L37 120H36ZM74 118V119H73ZM16 119L17 120V124H16V126L15 125H13V124H15L16 122H14V120ZM27 119V120H26ZM6 120V122H4V121ZM10 120V121H9ZM15 120V121H16ZM32 122H30V121ZM60 120V119H59ZM71 120V121H70ZM36 121H37V123H36ZM40 121V120H39ZM10 122H12V123H10ZM5 123V124H4ZM7 123V124H6ZM20 123H21V126L20 127H22L23 126V129L24 130H22L21 128H19L18 129V127H19V125H20ZM23 123H25V124H23ZM28 123V125H26ZM35 123V124H34ZM29 124H30V127H29ZM185 124V125H184ZM186 121H182V123H180V125H181V127H184V126H186ZM32 125V126H31ZM61 125H63V123L61 124ZM60 125V128L61 127H63L64 128V126H61ZM184 125V126H183ZM197 125V124H196ZM18 126V127H17ZM2 127V128H1ZM4 127H6V128H4ZM28 127H29V129H28ZM59 127V126H58ZM174 127H176V126H174ZM196 127H198V126H196ZM200 127V126H199ZM199 127H198V129H199ZM204 127V126H203ZM200 128L199 130H201L200 132L202 133H200L199 132V134L201 135V136H196L194 139L192 138V139H190V137L189 138H187V139H184L183 141H182V145H183V147L185 148V149H187V150H195L196 152H198V149L200 148V146H204V143L206 142L207 143V140L204 138V134H203V132H205V131H208V129H206V130H204L205 128H206V126H205V128ZM3 128L4 129H8V130H3ZM66 129H67V131L66 130H62V132H63V134H64V132H65V136H66V134H68V132L71 130V127L70 126H66L65 127ZM9 129L13 132H16V131H23V135H21V134H19L18 132H16V133H12L11 131H9ZM16 129V130H15ZM203 129V130H202ZM57 131H55L56 133H58L59 132V129H56ZM198 130V131H199ZM0 132V135L3 137V135H4V137H5V135L6 134H4L3 132L1 133ZM29 132V133H28ZM36 134V133H35ZM27 136V137H30V136ZM69 135V134H68ZM202 135H203V137H202ZM0 136V141H2L3 139H2V137ZM7 136V135H6ZM70 137H72V135H71V132H70V135H69ZM68 136V137H69ZM24 137V136H23ZM87 137H82V141L83 140H85ZM2 139V140H1ZM7 138H4V140H5V142H4V140L1 142L3 145H5V146H2V145H0V147L2 146V147H6L7 145H8V143H9V141L11 140V138H9L10 140L8 141V140H6ZM197 139V141H195ZM203 139H205V140H203ZM121 140H122V138H120V140L118 139V142H117V144H120V142H121ZM186 140V141H185ZM8 141V142H7ZM191 143H189V142ZM205 141V142H204ZM7 142V144H5ZM107 142V141H106ZM105 142V143H106ZM169 142H171V140H169ZM187 142V143H186ZM202 142V143H201ZM0 143V144H1ZM81 143V142H80ZM102 144V146H104V145H107L108 143H110V141H108L107 142V144ZM197 143V144H196ZM205 143V144H206ZM195 144V145H194ZM191 148H190V147ZM193 146H195L194 148H193ZM197 146V147H196ZM202 146V147H203ZM76 148H78V147H75V148H73V150L75 151V150H77ZM189 148V149H188ZM196 148V149H195ZM2 149H3V151H2ZM0 148V151H2V152H0L1 154H0V156L2 157V156H4V157H6V158H9L10 159V157H11V155H8L9 153H8V151H7V148H5V150H4V148ZM184 149V151H186V152H184V153H189L190 155L187 157V155H184V156H182L181 157V161L182 162H184L185 163V161L186 162H189L191 159V157L190 156H192L191 155V153L194 155V150H193V152L191 151V153H190V150L187 152V150H185ZM252 150V149H251ZM8 154H7V153ZM195 152V154H197ZM252 153H253V151H251ZM251 152H248L249 154H250V157H251ZM8 155H6V154ZM204 155H201V156H199V161L200 162H202V163H206V162H208V165L206 166L207 168H208V172L210 173L211 172V174H209V173H207V174H205L204 175V177L205 178H203V179H205V180H199V179H197V177H195L193 174H191L190 176L189 175H187L186 177H185V179L183 178L180 182H179V188L180 189H178L176 192H175V195L172 197V201H171V197L170 198H168L167 199V205L169 206V208H168V210H167V216H171V215H174V211L175 210H177V207L178 208H180V206H182L183 204V206H187V204H190V201H191V197L189 196L190 194H192V193H194L195 195H197L198 193L196 192L197 190L195 189L196 187L195 186H208L209 184V186H212V183L216 180V178L218 177V176H214L213 174L214 173H212L213 172V170H220L219 168V166H218V162H217V156H215V155H213V154H209L208 156H207V153H203ZM6 155V156H5ZM111 155V154H110ZM109 155V156H110ZM212 155L214 156L213 157V159H211L212 158ZM253 155V154H252ZM10 156V157H9ZM244 156H246L247 157V155H244ZM0 157V165H2V163H3V166L1 167V169H2V171H0V209H2V205L1 204H4L3 203V201L5 202V205H6V203L8 202V200H9V202H10V200H13L14 199V201H11L12 203L13 202H15L16 201V205H19V200H21L22 201V203L20 204L21 205V207H19V206H17V208H16V205L14 204L12 207H14V210H15V212H13L14 210H12L11 209V202L9 203L8 202V205H6V206H9V207H7V211H9V210H12V212L13 213H15V214H17L18 215V213H19V215H20V217L23 215V213L25 212H28V215H27V213H26V215L27 216H29L30 217V212H31V209L33 208H35L36 206L35 205H37V208H38V203H37V200L35 199V198H33V197H29L30 195H33V196H35L36 195V197H38L37 196V194L35 193V195L33 194V190H34V192H36V191H39L40 193H42L43 194V196L46 198V200H47V202H50V204H51V206H53L54 207V210H52V212L53 213H55L56 212V208H57V211H60L61 212V206L63 205L67 210L68 209H70V207L72 208L73 206H74V204L77 202L78 204L76 205L75 204V206L77 207V206H79L80 205V207L83 209V210H78V213H79V215H78V217H80L81 219V227L82 228H87V227H85L84 226V224H82V223H84V221L86 220L87 221V223H89V226H91L93 223H92V221H95V218H96V216H93V214H92V209L93 208H96V206L95 205H97L96 204V202L94 203V198H95V201L96 200H98V198L100 197V195H103V193H104V189H103V186H101L103 183H106V181L107 182H110V181H113L114 179H113V177H114V174H115V172H114V170H112L113 168H108L107 167V165H112L113 163L112 162H108V161H113V159L115 160V158H112V156H110V157H108L107 156V158H102L101 156V158L99 157V159H98V156L97 157H95V159H94V161H93V165L91 166V167H85V168H80V171L78 172V170H77V179H79V178H81L82 179V177L83 178H85L84 176H89V179L87 178H85V179H82L83 181L84 180H88V183H86V181L85 182H83L81 179V181L80 180H78L79 181V184H78V182H74V183H77L76 184V186L77 187H80V186H82V183H83V186H86V187H88L89 188V190L88 189H86V187H81V188H83L81 191H80V189L77 191H75V189H73L72 190V187L70 188L71 190L69 191V188L67 189L68 191H63V192H59V193H57V191L56 192H54V189H53V186L51 185V177H50V179H49V172L47 173V172H45V171H42L41 172V166H36L37 167V169H35V171H34V168H36V167H32L33 169V172H31L32 170L30 169V166H28V168L27 167H25V164H23V163H21V162H18V159L19 158H17V159H14V158H16V156H14V158H13V155H12V158H11V160L12 161H16L15 163H17L15 166L17 167H21V168H14V165H13V163L11 164V161L9 160V163H7L8 165L10 164L11 166L13 165V167H11L10 165V167L12 168H10L9 166V168L11 169V170H13V173H10V171H9V169L8 170H5L6 168H8L7 167V164H6V161L8 162V160H4V159H6V158H4L3 159V157L1 158ZM187 157V158H186ZM211 157V158H210ZM242 157H243V155H242ZM249 157V156H248ZM247 157V158H248ZM202 158V159H201ZM215 158V159H214ZM246 160V158H243V160ZM185 160V161H184ZM231 160H236V158H231ZM3 161V162H2ZM95 161H97L98 163H99V165L97 164V162H95ZM214 161H216V162H214ZM114 162V161H113ZM214 162V166L213 165H211L212 163ZM5 163V164H4ZM14 163V164H15ZM18 163H21L23 166H21V165H19ZM94 163H95V165H94ZM106 163H107V165H106ZM109 163V164H108ZM217 163V164H216ZM4 165H5V167H4ZM106 165V166H105ZM158 166H162L161 164H157ZM211 165V166H210ZM94 166H99V170H101V171H99V172H97L96 173V171L98 170V167H96L97 169L95 170L94 169ZM113 166V165H112ZM111 166V167H112ZM209 166V167H208ZM4 167V168H3ZM205 167V165L203 166V168ZM204 168V169H207V168ZM214 167V168H213ZM24 170H23V169ZM39 168V169H38ZM0 169V170H1ZM4 169V170H3ZM83 169H84V171L87 173H85V172H82L83 171ZM88 169V170H87ZM20 170V171H19ZM28 170H29V172H31L32 173V176H33V174H34V177H35V179H33L34 177H30L28 174H29V172H28ZM36 170H37V172H36ZM94 170H95V172H94ZM216 170V171H217ZM237 170V169H236ZM7 171H8V173H7ZM14 171H15V173L17 174H15L14 173ZM22 171V172H21ZM27 171V172H26ZM20 172V173H19ZM43 172H45V173H47L46 175H48V176H43ZM31 173H30V175H31ZM103 173V174H102ZM15 174V175H14ZM23 174V175H22ZM81 174V175H80ZM82 174H85L84 176L82 175ZM96 176H95V175ZM101 174V175H100ZM8 175H10L9 177H11L12 175V177L13 178H7V176ZM2 176V177H1ZM4 176V177H3ZM40 176H41V178H40ZM105 177V179L103 178V177ZM17 177V178H16ZM28 177V178H27ZM29 177H30V179H29ZM48 178V179H46L45 180V178ZM79 177V178H78ZM211 177H212V179H211ZM14 178H15V180H19L20 178V182H21V184L19 183V181L17 180V181H15L14 180ZM159 178V177H158ZM158 178H156V180H160V179H158ZM211 180H210V179ZM43 179V180H42ZM104 179V180H103ZM110 179H112V180H110ZM130 179V180H129ZM136 178H133V179H131V178H127V180L125 181V183H124V185L125 184H127V185H125V187L123 188V190H122V193H125V192H131V189H135L139 184L140 185H142L143 183H141V182H138V181H136L135 180ZM7 180H11L10 181V183H12V185L13 184H15V183H13V181H15V182H17L15 185H14V187H12V185L9 183V181H8V184H7ZM13 180V181H12ZM133 180V181H132ZM208 180V181H207ZM210 180V181H209ZM217 180H218V178H217ZM217 180L215 181V182H217ZM46 181V182H45ZM50 181V182H49ZM77 181V180H76ZM91 181V182H90ZM205 183H204V182ZM212 181V182H211ZM35 182V183H34ZM38 182H39V184H38ZM42 182H43V184H42ZM81 182V183H80ZM133 182V183H132ZM135 182V183H134ZM137 182V183H136ZM211 182V183H210ZM213 183V185L214 184H216L217 185V183ZM27 183V184H26ZM44 183H45V185H44ZM47 183V184H46ZM202 185H201V184ZM204 183V184H203ZM20 184V185H19ZM43 185V186H39V185ZM86 184V185H85ZM6 185H8L9 187H10V185H11V189L9 188V187H7ZM18 185V186H17ZM47 185L50 187H47ZM20 186H22V187H20ZM46 188H45V187ZM9 188V190H11L10 192H12L13 190L15 191V190H17L16 192H14L13 191V195L12 194H10V192L8 193V194H10V196H8L7 195V193H5L6 192V190L8 191V189L7 188ZM18 189H17V188ZM40 187V188H39ZM42 187H44V189H47V190H49L50 191V189H51V187H52V189H51V192H49V191H47L48 192V196L50 195V194H52V195H50V197H53V195L56 197V194H57V196L58 197H60L61 198V200H59V199H57V197L55 198V199H57V200H59L58 202H56V200L52 203L51 202V200H49L50 199V197H48L47 196V192H46V190L44 191L43 189H42ZM213 187V186H212ZM5 188H6V190H5ZM13 188V189H12ZM32 188H34V189H32ZM49 188V189H48ZM29 190H31V192H32V194L31 193H29ZM36 190V191H35ZM41 190H43V191H41ZM84 190H88V191H90L91 193H89L88 194V196L87 195H85V196H81V198L83 197V198H85L86 196V198L84 199V200H86L85 202H84V200L83 199H81V198H79V199H81V200H79V199H76L77 198V195L78 196H80V195H82V193L83 192H85ZM132 190V191H133ZM80 191V192H79ZM17 192H19V195H17L16 193ZM78 192V193H77ZM82 192V193H81ZM95 192V193H94ZM197 193V194H196ZM15 194V195H14ZM23 194V195H22ZM66 196H65V195ZM84 194V193H83ZM148 194H151V192L149 193V191H147V195ZM11 195H12V199H11ZM15 196V197H14ZM16 196H20L19 197V199L16 197ZM24 196V197H23ZM69 196V197H68ZM75 196H76V198H75ZM201 196V195H200ZM210 196V195H209ZM8 197H10V198H8ZM21 197H22V199H21ZM92 197V199H90ZM203 197V198H202ZM16 198H17V200H16ZM31 198V199H30ZM72 198H75L76 199V201H75V203H74V199H72ZM120 195L117 197V199H115L114 201L115 202H113L112 203V207L110 206V209H108V208H106V210H107V213H108V218H106V222H105V216L103 217V218H100V225H102V227H100V228H98V226H96L95 228H97L98 230H102V231H106V229L108 230L109 229V232L113 235V236H115V237H117L118 239H120L121 237L120 236H123V237H127L128 236V234L131 232V230H133V229H137V228H139V226L138 225H134L133 226V228H128V227H122V226H115V217L121 212V204L119 203V201H120ZM174 198V199H173ZM208 195H207V197H205V196H201V202H203V203H205V202H207L208 201ZM28 199V200H27ZM32 199H34L33 201H32ZM38 199H40V196H39V198ZM70 199H72V200H70ZM118 199H119V201H118ZM45 199H43V200H38V201H40V202H44V201H46ZM49 200V201H48ZM54 200V199H53ZM91 200V203H89V201ZM92 200H93V202H92ZM179 200V201H178ZM7 201V202H6ZM35 201V202H34ZM64 201V202H63ZM83 201V202H82ZM180 202V204L178 203V202ZM18 202V203H17ZM29 203V205L28 206H26L25 205V203L26 204H28ZM31 202H34V203H32L31 204ZM39 202V203H40ZM71 204H69V203ZM118 202V203H117ZM171 202V203H170ZM176 202V203H175ZM189 202V203H188ZM41 203V204H42ZM62 205H61V204ZM74 203V204H73ZM84 203H88V204H84ZM93 203L95 204V205H93ZM173 203V204H172ZM23 204L26 206V208H25V206L23 207ZM41 204H39V205H41ZM58 204H60V207H59V205ZM120 204V205H119ZM3 206V210L6 208V206ZM31 205H33V207H30ZM92 205L93 206V208H92V206L90 207V206ZM172 205V206H171ZM177 207H176V206ZM180 205V206H179ZM35 206V207H34ZM50 206V205H49ZM62 206V207H63ZM67 206V207H66ZM86 208H85V207ZM114 206V207H113ZM5 207V208H4ZM41 207H43V205L41 206ZM48 207V206H47ZM53 207H50L51 209H53ZM80 207H77V208H80ZM118 207V208H117ZM174 207H175V209H174ZM16 208V209H15ZM31 208V209H30ZM36 208V209H37ZM40 208V207H39ZM49 208V209H50ZM80 208V209H81ZM91 209L90 211H89V209ZM187 208V207H186ZM28 209H30V210H28ZM32 209V210H33ZM114 209V210H113ZM119 209H120V211H119ZM189 211H190V207H189V205H188V208H187ZM27 210V211H26ZM109 210V211H108ZM5 211V210H4ZM4 211H0V212H3V216H4V214L7 212H5L4 213ZM9 212H11V211H9ZM9 212H7V213H9ZM18 212V213H17ZM31 213H33V211L31 212ZM91 213V214H90ZM106 213V214H107ZM111 213V214H110ZM188 213H190V212H188ZM22 214V215H21ZM66 213H64V215H65ZM109 214H110V217H109ZM2 214L0 213V223H1V226L0 227H2L3 225H4V223L5 222H7L6 220H5V218H7V214L5 215V218L3 219V216H1ZM14 215V214H13ZM17 215H15L14 216V218H16V216ZM19 215H18V217L17 218H19ZM50 215V214H49ZM82 215V216H81ZM190 215V214H189ZM106 216V217H107ZM50 217V216H49ZM8 218H11V217H9L8 216ZM8 218H7V220H8ZM22 218V217H21ZM28 217H26V218H24V219H27ZM64 218H65V222H69V221H67L68 220V218L66 217V215L64 216ZM90 218H91V220H90ZM1 219H3V221L1 220ZM82 219H83V221H82ZM112 219V220H111ZM17 220H23V219H14V222H16ZM55 219L53 218L52 219V222L54 221ZM4 222V223H2V222ZM9 221V220H8ZM25 220H23V222H24ZM55 221H57V220H55ZM62 222H64L63 221V219L61 220ZM60 221V222H61ZM85 221V222H86ZM112 221V222H111ZM151 221H152V223H155V221L153 220V218H151ZM203 221H205L204 219H203ZM22 222V221H21ZM52 222H50L51 224H53L54 226L56 225L55 223L56 222H54V223H52ZM64 222V223H65ZM113 222H114V224H113ZM11 222H8V223H6L5 225L7 226V224H10ZM64 223H61L60 225H62V224H64ZM106 223V224H105ZM112 223V224H111ZM111 224V225H110ZM4 225V227L6 228V226ZM52 225V226H53ZM57 225H59V222L57 221ZM84 226V227H83ZM201 226V225H200ZM4 227H2V228H0V229H2V230H0V238H1V240L3 239V236H4V233H5V230H3L4 229ZM56 227V226H55ZM54 227V228H55ZM73 227H76V226H74L73 225ZM108 227V228H107ZM69 229L71 228V226L69 225V227H68ZM91 230H89L90 232H92V228L91 227H89ZM105 228V229H104ZM118 228V229H117ZM69 229H67L68 231H70ZM75 229V228H74ZM66 230V231H67ZM118 233H116L115 231ZM126 230V231H125ZM72 231V230H71ZM73 232V231H72ZM71 232V234H69V233H67V237L65 238H63V240H64V242H62L63 240L62 239H55L54 241H52V245L53 246H51V247H48V248H45V249H47V251L46 250H44L43 249V251L42 252H40V250H38V248L37 247H34V248H32L33 246L31 245V244H26V243H28L27 241H21V243L22 242H26L25 244L26 245H24L23 243V245L24 246H22V244L19 242V241H16V240H14V244H15V241L16 242H18L17 243V245H19V244H21V246L19 245L18 246V248H19V251L18 250H16V249H18L17 248V246L15 247V245L13 244V241H10V239H7V241H3V240H6L5 239V237L6 236H4V239L2 240V242H4L3 243V245H2V243H0V256H2L1 258H2V261H0V263L2 264V263H4V264H10V263H12V261H11V259L14 257V255H13V257L12 256H9V255H7L6 256V254L5 253H9V252H7V250L9 251V250H11V254L10 255H12V253L13 254H15L16 253V255L18 254V253H21V254H23V251H25L24 253H26V252H29V251H31V253L28 255L30 258H26V256H25V262L22 260L23 258H24V256L23 255H27V254H23V255H21L22 257V259L20 258V261L18 262L17 260H19V259H16V258H14V259H12V260H14V262L12 263V264H23V263H26V264H29L30 262V264H32L33 262L34 263H36L37 261H38V259L37 258H35V257H37V256H40L39 258H42V259H40V261H39V263H36V264H42V262L43 263H47L48 264V261L49 260H46V259H50V257H51V259L53 260V259H56V254L58 253V250H60V249H62V247L61 246H65V244H66V246L64 247V248H66L67 249V247H69V245L70 244H68L69 242L67 241L68 239L67 238H69V241H71V236H73V233ZM127 232V233H126ZM124 233V234H123ZM2 235V236H1ZM234 237V235H232L231 236V238H233ZM117 238H115V239H117ZM117 239V240H118ZM60 240H61V242H60ZM1 242V241H0ZM9 242H12L11 244L9 243ZM54 242H57V243H54ZM9 243V245H8V247H7V249H6V247H5V245L4 244H8ZM63 244V245H61V244ZM56 246H55V245ZM58 244H60L59 246L60 247H58ZM11 245H12V247H11ZM14 245V246H13ZM28 245V246H27ZM32 247H31V246ZM68 245V246H67ZM5 247V248H4ZM15 247V248H14ZM29 247H31V248H29ZM9 248V249H8ZM29 249V251H26L25 249ZM49 248H52L53 249V251H52V249H51V251L52 252H54L55 251V253H53V254H51L50 252H48L50 249ZM6 249V250H5ZM30 249H32V250H30ZM5 250V251H4ZM23 250V251H22ZM36 250V251H35ZM64 250V249H63ZM15 251V252H14ZM38 251V252H37ZM45 251H46V253H45ZM35 253V254H34ZM37 253H39L38 255H36ZM49 253V254H48ZM4 256H3V255ZM31 254H34V255H31ZM6 256V257H5ZM12 257L11 259L10 258H7V257ZM27 256V257H28ZM34 256V257H33ZM240 256H242L241 254H240ZM31 257H33L32 259H33V261H30V260H32L31 259ZM244 257V256H243ZM46 258V259H45ZM29 259V260H28ZM37 259V261L35 262L34 260H36ZM46 260L45 262L44 261H42V260ZM50 259V260H51ZM8 260V261H7ZM16 260V261H15ZM22 260V261H21ZM10 261V263H8ZM54 261V260H53ZM6 262V263H5ZM41 262V263H40ZM51 263V262H50ZM53 263V262H52ZM51 263V264H52Z\"/></svg>",
    "mask_w": 264,
    "mask_h": 264
}]
</instances>
